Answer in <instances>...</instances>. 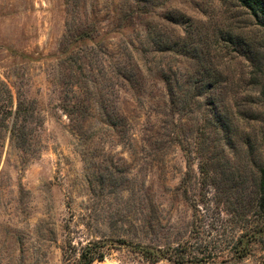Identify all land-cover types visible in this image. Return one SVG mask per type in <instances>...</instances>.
<instances>
[{
    "label": "rangeland",
    "instance_id": "1",
    "mask_svg": "<svg viewBox=\"0 0 264 264\" xmlns=\"http://www.w3.org/2000/svg\"><path fill=\"white\" fill-rule=\"evenodd\" d=\"M263 87L264 30L236 0H0V264L199 236L210 264H264V238L231 247L256 225Z\"/></svg>",
    "mask_w": 264,
    "mask_h": 264
},
{
    "label": "trees",
    "instance_id": "2",
    "mask_svg": "<svg viewBox=\"0 0 264 264\" xmlns=\"http://www.w3.org/2000/svg\"><path fill=\"white\" fill-rule=\"evenodd\" d=\"M236 2L252 20L256 21V25L264 30V0H236ZM253 51L255 50L250 49V54H253ZM169 81L168 79L165 80L168 87ZM261 96L264 101V87L261 90ZM199 172L206 182L210 180L211 176L209 171L205 169L204 162L200 164ZM255 193L257 207V212L254 214L256 218L255 228H247L231 246L234 254L233 259L238 261L245 259L250 254L251 241H262L264 238V166L259 170V182ZM196 233L199 234L197 231ZM122 247L129 248L132 252L139 254L151 263L167 260L172 264H210L216 258L214 250L218 249L214 240L208 241L200 236L195 244L186 242L177 244V246L163 247L144 245L122 239L103 238L88 242L81 249L75 264L102 262L110 255L112 250Z\"/></svg>",
    "mask_w": 264,
    "mask_h": 264
}]
</instances>
